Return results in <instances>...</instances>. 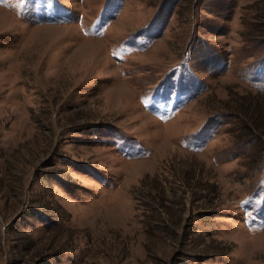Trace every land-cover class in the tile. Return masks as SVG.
Instances as JSON below:
<instances>
[{
  "label": "rangeland",
  "instance_id": "rangeland-1",
  "mask_svg": "<svg viewBox=\"0 0 264 264\" xmlns=\"http://www.w3.org/2000/svg\"><path fill=\"white\" fill-rule=\"evenodd\" d=\"M0 264H264V0H0Z\"/></svg>",
  "mask_w": 264,
  "mask_h": 264
}]
</instances>
